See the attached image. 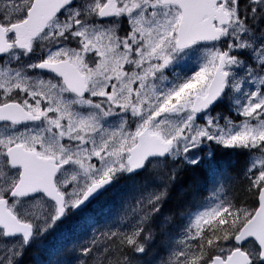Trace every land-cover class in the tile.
Here are the masks:
<instances>
[{
	"label": "snow or ice",
	"instance_id": "obj_1",
	"mask_svg": "<svg viewBox=\"0 0 264 264\" xmlns=\"http://www.w3.org/2000/svg\"><path fill=\"white\" fill-rule=\"evenodd\" d=\"M225 151L248 158L243 200L220 195ZM181 173L213 193L146 260ZM122 180L124 228L73 264H264V0H0V264L69 217L91 227Z\"/></svg>",
	"mask_w": 264,
	"mask_h": 264
},
{
	"label": "trees",
	"instance_id": "obj_2",
	"mask_svg": "<svg viewBox=\"0 0 264 264\" xmlns=\"http://www.w3.org/2000/svg\"><path fill=\"white\" fill-rule=\"evenodd\" d=\"M220 159L228 163V174L224 178L223 183L226 187V193L229 197H235L236 200L245 199L244 184L246 183L241 179L242 170L246 166V156L241 154H233L225 151L221 154ZM211 184L205 182L199 185H192V177L190 174L181 173L177 177L176 183L171 187L170 194L166 203L164 204L161 213L158 217L170 216L172 219L170 223L182 222V213H185L188 209L195 206V204L204 201L208 191L210 190ZM156 220V219H155ZM155 229V233H157ZM26 251L24 252V254ZM34 256H37L38 252L33 250ZM28 256L22 257L20 264H27L31 261ZM23 260V261H22Z\"/></svg>",
	"mask_w": 264,
	"mask_h": 264
},
{
	"label": "rangeland",
	"instance_id": "obj_3",
	"mask_svg": "<svg viewBox=\"0 0 264 264\" xmlns=\"http://www.w3.org/2000/svg\"><path fill=\"white\" fill-rule=\"evenodd\" d=\"M227 101V99H226ZM228 102V101H227ZM229 110V107H228ZM213 115H215V113H213ZM137 180H143V177H138ZM131 181H120L119 185L115 186L112 190H110V192L108 194H106V196L104 198L101 199V201L99 203H95L90 210L87 212L88 215L93 216L96 213H100L102 210V206L104 204L110 205L108 203V199L111 197H117V200L120 202L119 204H114L111 205L113 207H118L120 208V210L118 211V214L115 216L114 212L109 213L108 218L109 220H111L109 222V224H107V229H104V231L108 230L109 228H112V230L114 228V225L119 226L121 228H124V224H120V219L122 216L125 215V213H131V209L132 207H134L135 205V201L133 199L130 198V193H131ZM213 193H210V195L208 197H210ZM220 195H224V193H220ZM68 219L59 224L56 231L53 233H50L49 235L45 236L42 240H36L33 242L32 245H37V246H41V249H46L48 247H51L53 244H55L56 242L59 241L58 238H56L53 235H58L60 233H62V231L58 230L59 228L63 227L66 223H67ZM133 222V218L131 217V215H128L127 221L125 223H130ZM165 223V221L162 219V217H157L156 220H154V222L152 223L151 227L153 229V231H155V229H159L162 234L161 239L163 240V242L169 241L170 238L173 237H177L180 233L181 228L183 227L185 220H183L182 222H180L179 224L177 223H167L168 228H165L162 230V225ZM159 230H157V232H160ZM89 231L88 230L86 232L85 237L87 238V236L89 235ZM155 250V254H156V249L153 248ZM74 252V251H73ZM151 255H148L145 257V259H152L153 257H159V256H163L165 255V252L162 250V252L160 254H157V256L154 255V251H150ZM76 253L74 252V258H75Z\"/></svg>",
	"mask_w": 264,
	"mask_h": 264
},
{
	"label": "bare ground",
	"instance_id": "obj_4",
	"mask_svg": "<svg viewBox=\"0 0 264 264\" xmlns=\"http://www.w3.org/2000/svg\"><path fill=\"white\" fill-rule=\"evenodd\" d=\"M180 222L181 221H178V223H180ZM161 228L163 230V229L168 228V227H161ZM154 232H156V231H154ZM161 234H162V232L156 234V242L152 246V248L150 249V251H154V255L155 256H157V254H160L162 252L161 244H162L163 240L161 239V236H160ZM153 248L156 249V254H155V250ZM70 249L71 248H69V247H64L57 254H55L52 258L54 260L64 261V262H66V264H73V262H74V257H73L74 256V252L72 250H70ZM32 252H33V246L29 247L26 250V253L23 254V257L26 255V256L30 257L31 260H33L34 254ZM50 254H51L50 253V249H48V248L42 249V250H40L38 252V254L35 257L34 261H31L30 263H27V264H41V262H43V261L48 259ZM149 255H151L150 252H149Z\"/></svg>",
	"mask_w": 264,
	"mask_h": 264
}]
</instances>
